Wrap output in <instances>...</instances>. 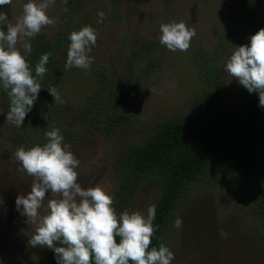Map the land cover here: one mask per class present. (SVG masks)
<instances>
[{
  "label": "rangeland",
  "instance_id": "1",
  "mask_svg": "<svg viewBox=\"0 0 264 264\" xmlns=\"http://www.w3.org/2000/svg\"><path fill=\"white\" fill-rule=\"evenodd\" d=\"M78 1L79 5L76 4ZM110 1L73 0L75 15L67 16L66 5L62 0H55L47 14L57 23L42 30L45 37L53 38L67 27L65 37L68 38L71 32L84 26L95 29L96 46L89 54L94 61L91 69L86 74L85 70L73 68L74 73L60 90L64 103L74 107H82L84 97L96 85L94 79L98 67L101 71L105 67L108 75L115 78L123 69L124 59L133 50L145 41L154 42L149 57L153 62L150 74L143 71L144 60L135 63L139 78L132 80L134 92L126 108L127 112L133 113L131 123L107 137L88 129L91 141L71 145L70 150L80 161L78 182L85 188L100 186L109 195L115 187V179L110 175L115 149L138 141L156 123L184 112L190 97L202 86L196 73L194 54L212 50L226 35L225 29L232 15H239L237 10L245 6L250 11V18L243 40L238 42L233 35L223 38L227 43V52L219 63L223 70L232 47L249 45L250 37L264 22V0H122L115 10ZM27 2L12 0L11 5L0 7V11L6 13L14 25ZM99 12L105 13L103 23H98ZM70 17L71 23H68ZM172 22H184L196 31L185 52L169 51L159 42L160 25ZM2 30L7 31L6 25ZM69 44L68 39L60 58H67ZM20 45L17 44L18 49ZM222 72V107H229L236 97L235 81ZM8 112L9 109L0 104V264H38L53 251L39 246L33 248L29 244L35 227L26 223L27 217L22 214V209L17 210L15 204L17 195L30 192L33 178L20 170L21 165L14 154L20 147L28 150L33 146H20L14 141L11 136L13 124L6 120ZM47 131L45 128L44 132L40 130L31 134L34 135L31 138H21L46 143L44 134ZM213 174L207 179L202 178L200 186H190L191 195L178 207L174 218L179 216L182 219V228H174L173 221L164 236L163 244L175 255L172 264H264V241L260 239L264 225L250 208L249 190L230 172L218 169ZM159 187L154 177L146 180L125 210L146 215ZM49 198L50 192L46 193V199ZM41 214H45L44 210Z\"/></svg>",
  "mask_w": 264,
  "mask_h": 264
},
{
  "label": "trees",
  "instance_id": "2",
  "mask_svg": "<svg viewBox=\"0 0 264 264\" xmlns=\"http://www.w3.org/2000/svg\"><path fill=\"white\" fill-rule=\"evenodd\" d=\"M72 2L66 5L67 16L75 15ZM121 3L122 0L110 1L114 10ZM76 4L79 5V1ZM237 12L239 15H232L223 38L233 35L241 42L249 26L250 11L242 6ZM68 23H71V17ZM66 28L53 38H47L43 33L31 38L30 54L24 52L22 43L18 49L33 74L40 57L52 53L46 65L48 71L40 81L44 88L21 128L12 127L11 136L20 146L43 145L40 141L28 142L21 136L31 138L34 136L31 134L44 132L45 128L52 130L47 126L59 128L64 143L70 145L91 141L88 129L111 136L131 123L133 113L127 112L126 108L134 92L132 80L139 78L135 63L144 60V73L149 75L151 72L153 62L149 57L154 42L145 41L124 59L123 69L115 78L108 75L105 67L102 71L97 68L96 85L84 97L82 107L54 101L47 88L56 87L60 93L65 81L74 73L73 68L65 70L67 58L59 56L68 42ZM262 28L264 22L259 30ZM223 38L212 50L194 54L196 73L202 86L190 97L188 108L156 123L138 141L117 147L112 157L110 175L115 179V187L110 195L114 197L113 207L117 214L128 208L146 180L154 177L159 182V193L152 203L156 205L153 226L158 229L149 250L152 247L158 249L163 243L178 207L191 195L190 186H200L202 178L207 179L218 169L234 174L245 183L251 194L250 208L264 225V108L259 106L258 94H250L235 79L234 103L222 107L224 78L219 63L227 52ZM0 104L10 110V100L3 89H0ZM260 237L264 241V234ZM38 264H56L54 252Z\"/></svg>",
  "mask_w": 264,
  "mask_h": 264
},
{
  "label": "clouds",
  "instance_id": "3",
  "mask_svg": "<svg viewBox=\"0 0 264 264\" xmlns=\"http://www.w3.org/2000/svg\"><path fill=\"white\" fill-rule=\"evenodd\" d=\"M12 0H0V7L11 5ZM55 0H28L22 15L13 25L7 14L0 11V89L10 100L6 120L21 128L27 114L34 106L48 69L52 53L43 54L33 69L17 48L22 43L25 53H31V38L56 20L47 14ZM67 5L68 0H62ZM67 12V7L64 8ZM98 23H103L105 13L99 12ZM6 25L7 31L2 30ZM159 42L169 51H187L196 36L194 28L184 22L162 23ZM65 70L91 69L93 58L89 55L96 46L97 35L91 26L73 31L68 37ZM231 55L223 64V71L233 77L250 94L257 93L259 106L264 108V28L250 37L249 45L232 47ZM54 101L64 103L56 87L47 88ZM47 142L25 150L20 147L15 158L21 171L32 177L27 195H17L18 211L27 217L26 223L35 227L29 240L34 247L48 248L54 252L56 264H172L175 255L163 243L152 247V237L158 226H153L156 205L147 213L127 210L117 214L114 197L100 186L83 187L77 171L80 161L72 153L71 145L64 143L59 128L45 132ZM51 198L46 199V193ZM45 200L47 204L45 206ZM44 210L45 214H41ZM182 219L177 216L173 227L181 229ZM119 238V242H117Z\"/></svg>",
  "mask_w": 264,
  "mask_h": 264
}]
</instances>
